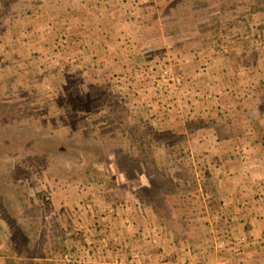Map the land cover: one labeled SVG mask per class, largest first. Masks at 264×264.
Listing matches in <instances>:
<instances>
[{
    "label": "rangeland",
    "instance_id": "obj_1",
    "mask_svg": "<svg viewBox=\"0 0 264 264\" xmlns=\"http://www.w3.org/2000/svg\"><path fill=\"white\" fill-rule=\"evenodd\" d=\"M248 222L264 0H0V264H230Z\"/></svg>",
    "mask_w": 264,
    "mask_h": 264
},
{
    "label": "crops",
    "instance_id": "obj_2",
    "mask_svg": "<svg viewBox=\"0 0 264 264\" xmlns=\"http://www.w3.org/2000/svg\"><path fill=\"white\" fill-rule=\"evenodd\" d=\"M231 193L232 192H229V194H231ZM239 196H241V195L239 194ZM226 207H228V209L231 208V206H229V205ZM230 219L231 220L235 219V217L230 216ZM244 222H246V220H244ZM101 224H102V222H98V227ZM113 224H114L113 225L114 230H116L114 232L115 235L113 236V239L115 241H118V243L123 242V244L126 245L124 243V240L131 239L133 234H128L130 232V230H129V228H127L125 236H124V235H122L121 229L116 228V227H120V226L124 227L125 226L124 222H114ZM99 229L100 230L97 234L102 235L101 234V227H99ZM243 230L244 231L242 232V234L240 236H238L239 238L240 237L241 238L240 239L238 238V239H239V241H245L246 240V244L239 251L235 249V251H233L229 255L214 257L213 259L215 260V262L219 261L220 259H223V260H229L231 262L230 264H238L239 263V262H237L238 259L243 258L242 255H245L244 259H242L244 262L243 264H264V222H248V224H245V229H243ZM103 237L104 236L102 235L100 237V240L104 241ZM232 239H233V237H232ZM211 242H212V240L206 239V241H205L206 247H209V246L211 247L212 246ZM232 242H238V240L233 239ZM244 247H246V250L244 249ZM179 249H181V248H179ZM238 252L241 253V256H239V257L236 256V254ZM176 255L178 257V252L176 253ZM101 257H102L101 259L98 258V260H97V263H99V264H109L111 262H112V264H123V259L120 256L116 257L115 255H112V254L110 256V253H109L108 257L105 254H103ZM102 259H103V261H102ZM160 259L166 260V258H160ZM161 263L162 262H160V264Z\"/></svg>",
    "mask_w": 264,
    "mask_h": 264
},
{
    "label": "trees",
    "instance_id": "obj_3",
    "mask_svg": "<svg viewBox=\"0 0 264 264\" xmlns=\"http://www.w3.org/2000/svg\"><path fill=\"white\" fill-rule=\"evenodd\" d=\"M83 178H84V177H83ZM213 192H214V190L211 189V188L206 189L205 196L211 198ZM24 238L27 239L26 241H28V244H32V245L34 244V245H35L34 240L29 239L28 237H27V238L24 237ZM26 247H27V246H26ZM20 255H23V253H20ZM26 261H27V262L22 261V263H23V264H24V263H25V264H40V263H42V261H39L38 259H35V257L26 258Z\"/></svg>",
    "mask_w": 264,
    "mask_h": 264
},
{
    "label": "built area",
    "instance_id": "obj_4",
    "mask_svg": "<svg viewBox=\"0 0 264 264\" xmlns=\"http://www.w3.org/2000/svg\"><path fill=\"white\" fill-rule=\"evenodd\" d=\"M165 73H166V71H165ZM184 264H193V263H192V262H189V263H185V262H184Z\"/></svg>",
    "mask_w": 264,
    "mask_h": 264
}]
</instances>
